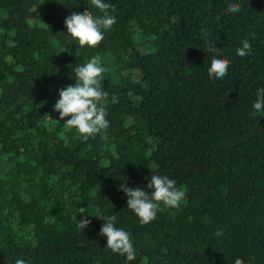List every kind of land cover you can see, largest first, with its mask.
Segmentation results:
<instances>
[{"label": "trees", "instance_id": "obj_1", "mask_svg": "<svg viewBox=\"0 0 264 264\" xmlns=\"http://www.w3.org/2000/svg\"><path fill=\"white\" fill-rule=\"evenodd\" d=\"M107 2L116 23L81 48L64 19L100 15L91 0H0V264H264V117L251 106L264 87V0H238V13L228 0ZM244 39L252 50L239 57ZM93 55L110 125L81 141L53 104ZM212 55L230 60L226 75L209 76ZM160 172L185 197L141 225L119 185L148 191ZM79 207L93 215L82 229ZM113 211L134 261L99 235L94 215Z\"/></svg>", "mask_w": 264, "mask_h": 264}, {"label": "clouds", "instance_id": "obj_2", "mask_svg": "<svg viewBox=\"0 0 264 264\" xmlns=\"http://www.w3.org/2000/svg\"><path fill=\"white\" fill-rule=\"evenodd\" d=\"M91 4L101 14L93 15L86 8L83 12L73 11L64 19V25L74 41L81 48H93L105 37V32L110 30L116 23V17L109 11L110 5L107 0H91ZM227 8L241 11V3L238 0H228ZM212 44L215 45L212 41ZM65 50V49H63ZM61 50V51H63ZM252 50L248 39L240 42L235 49V54L245 57ZM220 51L219 47L215 48ZM230 60L224 55H212L207 65L210 77H222L227 74ZM74 83L57 89L58 98L53 104V111L58 112V122L62 121L65 128L79 135L81 141L95 138L98 134L106 132L110 125L107 119L108 111L105 106V98L108 92L101 87L103 74L107 68L98 55H93L81 64L71 67ZM253 114L264 117V87L257 88L255 99L252 101ZM145 187H130L125 182L119 185V190L126 197V207L138 218L139 224H147L155 219L161 206H176L185 197L186 187L178 182V178L167 172L150 175ZM81 214L78 220L82 228L91 221L88 207H79L77 211ZM76 212V213H77ZM96 218L103 221L99 229V235L105 238V248L110 249L125 258L127 262L134 261L137 257V249L128 231L118 226V216L115 211L112 214L97 213ZM220 236V230L215 233ZM14 264H27L24 259H16ZM234 264H243L240 258H236Z\"/></svg>", "mask_w": 264, "mask_h": 264}]
</instances>
